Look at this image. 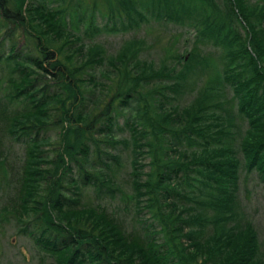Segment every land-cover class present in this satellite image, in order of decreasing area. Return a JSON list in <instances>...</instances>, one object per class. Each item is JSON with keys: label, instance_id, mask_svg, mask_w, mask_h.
I'll return each instance as SVG.
<instances>
[{"label": "trees", "instance_id": "16d2710c", "mask_svg": "<svg viewBox=\"0 0 264 264\" xmlns=\"http://www.w3.org/2000/svg\"><path fill=\"white\" fill-rule=\"evenodd\" d=\"M51 1L0 0V230L38 264H264L238 198L241 171L264 182V0H102L101 26L93 0ZM168 23L191 48L156 65L143 38L83 39Z\"/></svg>", "mask_w": 264, "mask_h": 264}, {"label": "rangeland", "instance_id": "374dc122", "mask_svg": "<svg viewBox=\"0 0 264 264\" xmlns=\"http://www.w3.org/2000/svg\"><path fill=\"white\" fill-rule=\"evenodd\" d=\"M51 6L55 4L54 1L45 0ZM82 3L89 5L92 0H81ZM96 4V12H95V23L98 26L105 21L101 14L105 13V4L102 0H93ZM78 32L81 33L85 26L78 25ZM185 29L179 28L172 24H166L164 27L159 25H151L149 27H144L140 25L137 29H126V30H118V31H105L102 30L100 32L92 34H87L83 37L84 41H94L99 42L106 54H112L117 50L119 45L123 40L129 39L131 37L143 38L146 44V47L141 53L142 59L152 61L155 65L158 63L159 59H161L167 50L170 52L172 50H179V52H183V54L190 50L191 41L193 36L192 30L184 31ZM206 51L212 50L211 46L204 47ZM189 101L188 96H181L177 98L176 102L179 105L186 103ZM124 115L125 112H124ZM123 116V113H122ZM122 118L118 119V123L121 124ZM117 136H122L123 138L127 135V130L122 128V131H115ZM50 140L53 141L55 139L49 133ZM3 142L2 150L9 153L7 161H10L15 167L17 162L20 161L22 155V148L15 144H9L8 142ZM8 146L9 149H5ZM110 153H116L114 150L107 149ZM128 149L122 150L120 154V167L116 169L114 172V178L117 185L121 187L123 180L125 179V175L127 170H129L127 160L125 158ZM148 160H144L143 162H147ZM239 190H238V198L240 201V205L242 208V213L244 218H246L253 226L254 230L257 234V239L259 241L260 250L264 253V182H261L256 174L251 173L245 175L242 171L240 172L239 177ZM3 193V195H2ZM2 195V196H1ZM90 194H87L89 197ZM5 197H7V191L2 189L0 191V204L5 202ZM122 197V196H121ZM124 198V197H122ZM88 200L94 201L93 196ZM108 202H110V206H114V208L119 209V214L122 217L123 215H127V213L123 210V203L121 198L117 195L113 199L106 198ZM11 219V218H10ZM126 226H128V220L126 219ZM43 257V261L48 262L49 257L42 255L41 253H37L32 246L30 240L17 233L14 229L12 223H8L2 230H0V264H38L39 259Z\"/></svg>", "mask_w": 264, "mask_h": 264}]
</instances>
